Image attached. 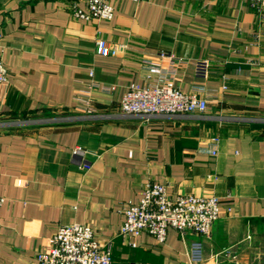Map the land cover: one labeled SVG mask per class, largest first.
<instances>
[{"label": "crops", "instance_id": "0c3cea01", "mask_svg": "<svg viewBox=\"0 0 264 264\" xmlns=\"http://www.w3.org/2000/svg\"><path fill=\"white\" fill-rule=\"evenodd\" d=\"M110 3L112 20L85 22L71 10L80 0H0V264H37L71 224L91 226L112 264H194L193 235H120L152 183L220 200L198 264H264V12L253 0ZM98 39L122 49L100 56ZM170 82L208 111L122 114L131 86ZM89 91L94 114L81 109Z\"/></svg>", "mask_w": 264, "mask_h": 264}, {"label": "built area", "instance_id": "2783aa9c", "mask_svg": "<svg viewBox=\"0 0 264 264\" xmlns=\"http://www.w3.org/2000/svg\"><path fill=\"white\" fill-rule=\"evenodd\" d=\"M72 6V13L78 20L85 22L112 20L115 14L111 0H80ZM139 1V0H133ZM264 12V0H253ZM3 36L0 33V85L9 84L8 70L4 64ZM121 47L112 46L104 39L96 41V53L103 57L116 56ZM164 57L165 54L163 53ZM154 73L158 66H151ZM94 75L90 72V76ZM95 83L91 90L98 88ZM113 92L114 87L104 88ZM91 91L83 98V109L94 114ZM122 114L142 117H170L204 115L208 111V101L197 94H186L174 84L139 88L131 86L121 102ZM80 158L81 168L90 170L91 164L85 160L81 149L74 151ZM6 200L0 197V211ZM220 200L216 197L204 198L192 195L173 197L167 187L160 183L149 184L138 205H129L124 211V222L120 235L123 238L148 234L160 245L166 243L170 230L176 231L182 239L193 235L198 239L192 242L190 257L194 264L204 261L203 241L210 237L215 223L221 218ZM37 264H112L109 247L102 245L96 238L95 230L88 225L71 224L58 227L44 247L37 252Z\"/></svg>", "mask_w": 264, "mask_h": 264}]
</instances>
